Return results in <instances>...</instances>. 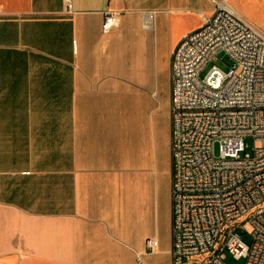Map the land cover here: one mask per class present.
I'll return each mask as SVG.
<instances>
[{"label":"crops","instance_id":"crops-1","mask_svg":"<svg viewBox=\"0 0 264 264\" xmlns=\"http://www.w3.org/2000/svg\"><path fill=\"white\" fill-rule=\"evenodd\" d=\"M213 11L0 0V264H173L171 136L147 92L160 67L170 86L174 49Z\"/></svg>","mask_w":264,"mask_h":264},{"label":"built area","instance_id":"built-area-1","mask_svg":"<svg viewBox=\"0 0 264 264\" xmlns=\"http://www.w3.org/2000/svg\"><path fill=\"white\" fill-rule=\"evenodd\" d=\"M211 1L171 56L172 262L264 264V34L231 0ZM114 27L105 13L102 32ZM220 55L226 72L212 66ZM157 249L145 242L147 254Z\"/></svg>","mask_w":264,"mask_h":264},{"label":"rangeland","instance_id":"rangeland-1","mask_svg":"<svg viewBox=\"0 0 264 264\" xmlns=\"http://www.w3.org/2000/svg\"><path fill=\"white\" fill-rule=\"evenodd\" d=\"M231 6L240 16L250 23L256 30L264 34V0H231ZM212 66H216L223 72L229 69V62L224 55L219 56V60L214 62ZM148 104L145 107V113L152 118L155 128L158 132L167 133L170 139V86L168 70L164 67L158 69V74L154 76L153 85L147 92ZM251 155V147L246 151ZM244 243L250 244V240L244 238ZM227 264H245V260H233L227 258Z\"/></svg>","mask_w":264,"mask_h":264}]
</instances>
